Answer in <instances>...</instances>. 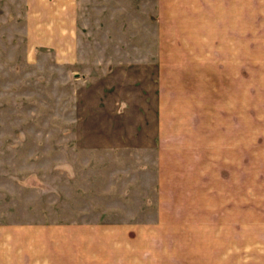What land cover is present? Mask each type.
Wrapping results in <instances>:
<instances>
[{"label":"rangeland","instance_id":"obj_1","mask_svg":"<svg viewBox=\"0 0 264 264\" xmlns=\"http://www.w3.org/2000/svg\"><path fill=\"white\" fill-rule=\"evenodd\" d=\"M76 34L73 63L32 58L22 0H0V234L142 227L148 259L186 264L193 228L254 229L264 0H78Z\"/></svg>","mask_w":264,"mask_h":264},{"label":"crops","instance_id":"obj_2","mask_svg":"<svg viewBox=\"0 0 264 264\" xmlns=\"http://www.w3.org/2000/svg\"><path fill=\"white\" fill-rule=\"evenodd\" d=\"M22 2L27 54L33 58L37 52L48 51L58 63H73L78 48V0ZM225 220L229 223L224 228H214L208 236L205 228L192 229L186 264H264V213H254V229L244 230L237 218ZM145 232L142 227L88 223L19 225L0 234V264L180 263L178 257L164 260L169 250L165 246L148 259L144 244H131V238L143 240Z\"/></svg>","mask_w":264,"mask_h":264}]
</instances>
